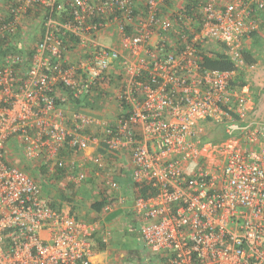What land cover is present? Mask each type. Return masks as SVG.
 Segmentation results:
<instances>
[{
	"label": "built area",
	"instance_id": "1",
	"mask_svg": "<svg viewBox=\"0 0 264 264\" xmlns=\"http://www.w3.org/2000/svg\"><path fill=\"white\" fill-rule=\"evenodd\" d=\"M263 10L264 0H0V264H90L98 223L54 208L17 165L50 176L69 165L79 183L93 164L117 190L102 152L63 153L90 146L130 151L142 249L166 264H264V119L237 73L246 81L253 67L242 42ZM215 52L235 69L204 67ZM115 82L114 116L98 121ZM219 126L224 138L205 139Z\"/></svg>",
	"mask_w": 264,
	"mask_h": 264
},
{
	"label": "crops",
	"instance_id": "2",
	"mask_svg": "<svg viewBox=\"0 0 264 264\" xmlns=\"http://www.w3.org/2000/svg\"><path fill=\"white\" fill-rule=\"evenodd\" d=\"M258 17V30L254 36H250L252 37L250 45L245 46L249 48L248 50L255 59V62L251 64L254 67L251 70L254 69L255 73H257V68L260 67L261 63L264 62V10ZM245 39L250 40L249 37ZM249 40L247 41L249 42ZM244 84L249 97L253 100V114L263 118L264 98L261 97L260 101V93L255 92L256 90L252 91L247 81ZM108 90L106 95L99 96L105 104L103 107H98L100 115H94L98 121L114 116L111 114L117 109V104L113 100V95L118 90L117 82L111 84ZM62 107L66 108V106ZM67 108L72 109L74 107L69 104ZM101 131L102 126L97 123L90 128L92 134H99ZM98 151L105 155L106 167L118 183L117 190H113L96 177L93 172V164L83 167L86 178L79 183L68 178V173L73 170L69 165L60 171L59 175L50 176L44 168L34 167L23 158H20L17 164L25 171L33 174L42 192L48 197L54 208L62 213L74 215L82 221L98 223V228L90 239L92 249L90 264H166L159 253L142 249L138 239L137 227L139 222L131 210L135 189L129 179L130 151L120 149L111 154H105L101 148L90 146L84 152H73L68 147L63 153L69 161L75 157ZM119 196L123 198L121 203L108 211H104L108 202L116 200ZM95 203L97 205L98 203L102 204H99V208H95Z\"/></svg>",
	"mask_w": 264,
	"mask_h": 264
},
{
	"label": "trees",
	"instance_id": "3",
	"mask_svg": "<svg viewBox=\"0 0 264 264\" xmlns=\"http://www.w3.org/2000/svg\"><path fill=\"white\" fill-rule=\"evenodd\" d=\"M255 33L256 32L252 33L251 36L252 35L254 36ZM242 54L244 56V59H245V62L247 65H251L255 62V59L253 58V56L251 55L249 50L242 49ZM202 65L206 68L214 69V70L235 69L234 62L227 55L219 54L217 52H215L214 54H211V55H204L202 57ZM237 73H238V83L240 85H243L245 83V81L242 78L243 73L241 71H238ZM215 131H218V133L216 134ZM212 132H215L216 135H212ZM224 137H225V135L223 133V128L220 126L217 128H214V129H210L207 132V134L205 135V139H209L212 141H217V140L222 139ZM99 204L100 203H98V205H97L95 203L94 207L99 208Z\"/></svg>",
	"mask_w": 264,
	"mask_h": 264
},
{
	"label": "rangeland",
	"instance_id": "4",
	"mask_svg": "<svg viewBox=\"0 0 264 264\" xmlns=\"http://www.w3.org/2000/svg\"><path fill=\"white\" fill-rule=\"evenodd\" d=\"M249 38H250V40L249 39L243 40L242 49H247V50L249 49V48L245 47L247 45H250V41H251L252 37H249ZM247 40H249V42ZM100 42L104 43V44H110V39L107 37H100ZM246 75H247V77H246L247 83L251 87L252 91L256 90L255 92L260 93V101H261V97L264 98V62H262L260 67L257 68V73H255L254 69H253L251 71H248L246 73ZM262 119H264V117ZM90 128L88 131H89V133H92V132H90ZM215 132H216V134L218 133V131H215ZM215 132H212V135H216ZM133 242H132V245L134 246ZM140 252H141V249H140Z\"/></svg>",
	"mask_w": 264,
	"mask_h": 264
}]
</instances>
